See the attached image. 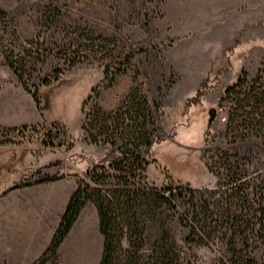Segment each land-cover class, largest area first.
I'll list each match as a JSON object with an SVG mask.
<instances>
[{
    "label": "rangeland",
    "instance_id": "1",
    "mask_svg": "<svg viewBox=\"0 0 264 264\" xmlns=\"http://www.w3.org/2000/svg\"><path fill=\"white\" fill-rule=\"evenodd\" d=\"M10 50L30 92L4 59ZM262 63L264 0H0V115H38L30 94L37 87L43 109L42 120L26 124L22 134L0 126L8 132L0 153H14L5 144H32L26 151L36 164L25 178H40L37 170L48 163L91 190L100 184L85 172L112 143L143 147L161 128L165 138L152 145L154 162L145 173L150 186L165 187L170 175L193 189H215L227 179V163L264 189V134L249 124L232 129L234 105L221 101L239 76L250 86ZM15 152L12 166L21 168V151ZM8 162L0 164V187L10 176ZM107 174L109 188L115 172ZM188 200L183 192L175 210L164 207L147 221L148 240L165 228L183 243L187 228L177 218ZM92 204L82 208L50 264H81L70 241L86 220L93 227L84 233L90 262L98 263L102 236ZM221 251L220 245L197 247L194 264H214Z\"/></svg>",
    "mask_w": 264,
    "mask_h": 264
},
{
    "label": "trees",
    "instance_id": "2",
    "mask_svg": "<svg viewBox=\"0 0 264 264\" xmlns=\"http://www.w3.org/2000/svg\"><path fill=\"white\" fill-rule=\"evenodd\" d=\"M12 36L18 39L15 31ZM14 56V50L4 53L7 65L24 89L30 92L25 84L23 66L17 65ZM250 82L251 85L246 86L245 75L239 76L225 87L221 101L229 98L234 105L230 115V122L235 126L232 129L249 124L258 127L256 133L260 131L264 134V63ZM42 85L49 86V83L44 80ZM90 93L83 98L80 108ZM30 94L43 114L39 87ZM97 115L94 114V118ZM26 127L5 128L7 131L18 130L21 134ZM240 136L241 141L246 138L245 133ZM164 138L165 134L159 128L151 138L143 141V147L139 144L129 148L126 144L115 147V143H112L92 168L85 172L100 185L89 190L77 184L50 244L32 264H45L56 254L88 201L96 208L98 230L102 236L97 264H194L195 248L217 245L222 247V251L214 264H264L263 187L243 181V171L239 170V165L227 163H224L227 179L224 183H217L215 189H193L188 183L176 181L170 175H167L168 185L165 187L150 186L145 173L150 162H154L153 158L149 160L151 147L155 141ZM128 141L131 142V138ZM108 170L115 172L116 180L109 188L105 187L108 184ZM54 178L46 176L41 180ZM249 187L251 191H247ZM183 192L189 194V206L186 211L178 213L177 218L187 228L183 243H179L165 228L155 239L148 240L146 222L155 220L164 207L175 210L177 199Z\"/></svg>",
    "mask_w": 264,
    "mask_h": 264
},
{
    "label": "crops",
    "instance_id": "3",
    "mask_svg": "<svg viewBox=\"0 0 264 264\" xmlns=\"http://www.w3.org/2000/svg\"><path fill=\"white\" fill-rule=\"evenodd\" d=\"M37 111L38 115L28 116L22 113L13 116L2 114L0 126L18 127L38 122L42 116ZM4 146L21 151L18 159L22 169L12 166L11 161L17 160L15 151L12 154L6 151L0 153V164L7 160L10 162L6 171L10 176L0 187V264H32L50 244L77 183L71 173L48 163L37 171L42 175L40 178L37 174L30 179L25 178L26 168L36 164V159L30 158L26 151L33 145L19 142ZM21 175L24 177L22 181ZM46 176L55 178L41 180ZM45 264H50V260Z\"/></svg>",
    "mask_w": 264,
    "mask_h": 264
},
{
    "label": "bare ground",
    "instance_id": "4",
    "mask_svg": "<svg viewBox=\"0 0 264 264\" xmlns=\"http://www.w3.org/2000/svg\"><path fill=\"white\" fill-rule=\"evenodd\" d=\"M84 222H85L84 229H81L80 232L76 231L75 235L73 234L74 236H72V240L70 241L71 242L70 244H71V247L76 250V253L79 254L78 258H79V262L81 261V264H91L90 253H91L92 248H90L89 244L85 242L87 240H86V237L84 238V233H85V235H86V233L88 234L87 231L89 229H92L93 227L90 228L88 226V225H90V222L88 220H86ZM89 232H90V230H89Z\"/></svg>",
    "mask_w": 264,
    "mask_h": 264
},
{
    "label": "built area",
    "instance_id": "5",
    "mask_svg": "<svg viewBox=\"0 0 264 264\" xmlns=\"http://www.w3.org/2000/svg\"><path fill=\"white\" fill-rule=\"evenodd\" d=\"M11 133H17L18 135L20 134L18 130L16 131H10ZM22 134V133H21ZM8 137V132L7 131H0V139H6Z\"/></svg>",
    "mask_w": 264,
    "mask_h": 264
},
{
    "label": "water",
    "instance_id": "6",
    "mask_svg": "<svg viewBox=\"0 0 264 264\" xmlns=\"http://www.w3.org/2000/svg\"><path fill=\"white\" fill-rule=\"evenodd\" d=\"M214 113H215L214 109H210L209 110L210 118L214 116Z\"/></svg>",
    "mask_w": 264,
    "mask_h": 264
}]
</instances>
